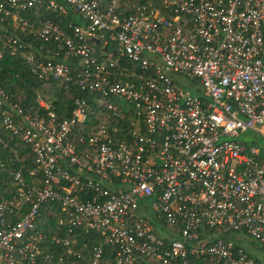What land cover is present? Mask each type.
Returning a JSON list of instances; mask_svg holds the SVG:
<instances>
[{
	"label": "built area",
	"instance_id": "1",
	"mask_svg": "<svg viewBox=\"0 0 264 264\" xmlns=\"http://www.w3.org/2000/svg\"><path fill=\"white\" fill-rule=\"evenodd\" d=\"M3 50L89 96L58 117L0 86L33 155L0 160V264H264L221 236L264 250L262 151L237 139L264 136V0H0Z\"/></svg>",
	"mask_w": 264,
	"mask_h": 264
},
{
	"label": "trees",
	"instance_id": "2",
	"mask_svg": "<svg viewBox=\"0 0 264 264\" xmlns=\"http://www.w3.org/2000/svg\"><path fill=\"white\" fill-rule=\"evenodd\" d=\"M40 12L45 13L48 16H52L55 21L62 20L64 24L68 20L80 23V21L74 17V14L71 12L68 14H60L58 11L52 9H42ZM19 13L25 16H32V10H20ZM99 40L101 41L102 39L99 37ZM49 46L50 44H48V47ZM107 47L110 49L115 48L116 41L109 40ZM96 51H99V47H96ZM97 56L98 58H101V54L99 52L97 53ZM65 60L68 61L69 65H73L71 68V74L74 75V69L79 68V58H67ZM0 86L7 92L11 93L15 100L25 107L37 106L38 98H42L43 101L46 100L50 109L57 112L58 117L69 115L70 109L73 105V99L75 97L89 96L88 92L81 91L77 87L75 80H72L70 83L65 85L62 79H39L30 71L29 67L18 53H11L9 50H3L0 58ZM91 128L93 127L78 125L75 132H84L85 130L88 131ZM10 149H14L17 153V158L11 159L16 160L13 161L11 168L17 169L22 164H25L26 167L33 166V155L29 146L5 130L0 120V160H10L9 158L12 157V154L9 153ZM8 176L9 175L5 169L0 168V180L4 178L7 179ZM50 222L52 225L54 224L53 219H51ZM228 234V232L223 233L221 236L225 239H229ZM164 239L166 240V238Z\"/></svg>",
	"mask_w": 264,
	"mask_h": 264
},
{
	"label": "rangeland",
	"instance_id": "3",
	"mask_svg": "<svg viewBox=\"0 0 264 264\" xmlns=\"http://www.w3.org/2000/svg\"><path fill=\"white\" fill-rule=\"evenodd\" d=\"M199 87L201 89H203V87H201L200 85H199ZM40 99L43 101L42 98H40ZM44 101H45V103H47L46 100H44ZM237 139H239V140L243 139V141L246 142L247 145L254 144L261 151L264 150V136L261 135L260 133L254 132L253 130H247V131L243 132V134L239 135L237 137ZM155 224L157 226H160L158 223H155ZM232 233H235V232H232ZM236 234L239 236V240L236 239L238 237H235V236L233 238L230 237L232 242L236 243V241H237L238 243H240L242 245V247L249 254H251L254 257H258L259 258L262 255H264V250H263V248L261 247V245L258 242H256L254 239H252L247 234H244V233H241V232H236ZM234 240H236V241H234Z\"/></svg>",
	"mask_w": 264,
	"mask_h": 264
},
{
	"label": "crops",
	"instance_id": "4",
	"mask_svg": "<svg viewBox=\"0 0 264 264\" xmlns=\"http://www.w3.org/2000/svg\"><path fill=\"white\" fill-rule=\"evenodd\" d=\"M262 130H264V127L262 128ZM243 140V139H242ZM264 151H262V154H261V159H263L264 160ZM233 232H235V233H232V232H230L229 234H228V237H229V239H230V237L231 238H233L234 236L235 237H238V238H236L237 240H239V236L236 234V232H241V233H244V234H246L244 231H233ZM175 233H176V231L175 230H169V229H166V230H164V235L165 236H168V237H172V236H174L175 235ZM202 235L204 236V239H206L207 241H210V240H212V237H214L215 235H217V234H215V233H210V232H202ZM231 240V239H230ZM232 241V240H231ZM234 241H236V240H234ZM256 241V240H255ZM256 242H258V241H256ZM234 244H236L237 246H239L240 248H242L245 252H247L243 247H242V245L240 244V243H238L237 241H236V243L235 242H233ZM248 253V252H247ZM249 254V253H248ZM249 255H251V254H249ZM252 256V255H251ZM193 263L194 264H221V263H219V262H217V261H210V260H207V261H201V260H193Z\"/></svg>",
	"mask_w": 264,
	"mask_h": 264
}]
</instances>
